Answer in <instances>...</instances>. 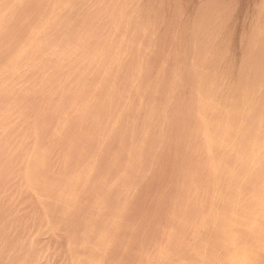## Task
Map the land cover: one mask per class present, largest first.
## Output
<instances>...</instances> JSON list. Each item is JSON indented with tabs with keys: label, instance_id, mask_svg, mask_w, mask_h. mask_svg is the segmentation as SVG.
<instances>
[{
	"label": "rangeland",
	"instance_id": "obj_1",
	"mask_svg": "<svg viewBox=\"0 0 264 264\" xmlns=\"http://www.w3.org/2000/svg\"><path fill=\"white\" fill-rule=\"evenodd\" d=\"M0 264H264V0H0Z\"/></svg>",
	"mask_w": 264,
	"mask_h": 264
}]
</instances>
